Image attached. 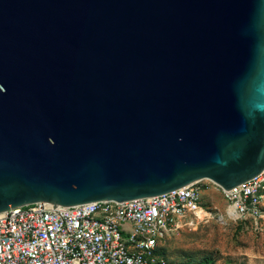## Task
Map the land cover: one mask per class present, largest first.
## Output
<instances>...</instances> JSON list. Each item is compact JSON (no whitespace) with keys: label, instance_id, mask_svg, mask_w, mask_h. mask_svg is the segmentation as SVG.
Here are the masks:
<instances>
[{"label":"water","instance_id":"water-1","mask_svg":"<svg viewBox=\"0 0 264 264\" xmlns=\"http://www.w3.org/2000/svg\"><path fill=\"white\" fill-rule=\"evenodd\" d=\"M263 168L264 0H0V212Z\"/></svg>","mask_w":264,"mask_h":264},{"label":"built area","instance_id":"built-area-1","mask_svg":"<svg viewBox=\"0 0 264 264\" xmlns=\"http://www.w3.org/2000/svg\"><path fill=\"white\" fill-rule=\"evenodd\" d=\"M204 181L120 202L9 208L0 212V264H165L163 240L213 214L203 201ZM208 183L227 204L217 218H264V168L227 190Z\"/></svg>","mask_w":264,"mask_h":264},{"label":"rangeland","instance_id":"rangeland-1","mask_svg":"<svg viewBox=\"0 0 264 264\" xmlns=\"http://www.w3.org/2000/svg\"><path fill=\"white\" fill-rule=\"evenodd\" d=\"M208 182H203V201L213 214L163 240L160 256L165 264H264V218L257 223L217 218L227 204Z\"/></svg>","mask_w":264,"mask_h":264}]
</instances>
